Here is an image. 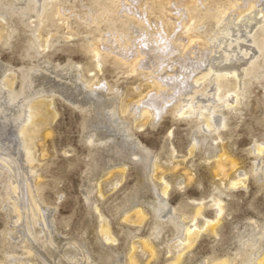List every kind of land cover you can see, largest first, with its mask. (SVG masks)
I'll return each instance as SVG.
<instances>
[{"label": "rangeland", "instance_id": "obj_1", "mask_svg": "<svg viewBox=\"0 0 264 264\" xmlns=\"http://www.w3.org/2000/svg\"><path fill=\"white\" fill-rule=\"evenodd\" d=\"M38 1L0 0V99L11 108L6 114L24 117L27 103L40 101L47 108L31 140L19 136L15 123H0V264H135L130 254L138 264H253L251 254L264 252V24L253 33L259 61L249 69L254 76L242 102L223 111V128L207 133L197 131V120L174 114L178 101L153 118L126 111L108 120L109 108L136 99L135 85L145 92L149 84L103 63L99 99L83 87L93 74L88 41L107 32L114 19L104 15L97 23L84 16L109 10L107 1L47 0L42 20L32 8ZM226 4L189 5L192 22L202 17V38L231 23H217ZM56 6L66 16L52 15ZM173 53L168 50V57ZM202 87L206 95L209 83ZM193 135L200 141L194 143ZM222 153L243 174L234 186L235 172L224 175L214 167ZM29 196L40 206L35 215L28 210ZM214 199L223 209L218 218ZM198 209L200 231L181 245Z\"/></svg>", "mask_w": 264, "mask_h": 264}, {"label": "bare ground", "instance_id": "obj_2", "mask_svg": "<svg viewBox=\"0 0 264 264\" xmlns=\"http://www.w3.org/2000/svg\"><path fill=\"white\" fill-rule=\"evenodd\" d=\"M46 1L39 0L36 5H32V8L39 12L41 20L48 17L44 14ZM106 1L107 6L110 7L109 10L106 11L105 7L106 9L102 11H88L84 16L87 21L97 23L104 15L114 16V19L107 32H102L88 41V52L93 67L97 70L93 67L88 70V73L93 71V74L82 80L83 87L99 99L95 91L98 88H104L97 76L98 71L102 70L103 63H109L137 80H145L149 84L145 92L140 91L138 84L135 85L133 89L137 92L136 99L132 102L121 100L116 108H109L107 119L110 120L109 118L118 112L126 111H131L136 116L153 118L155 112L163 113L170 104L178 101L174 114L185 119L197 120V131L213 133L223 128L225 126L223 111L234 109L242 102L247 91L246 84L250 81L249 77L254 76L249 69H253L259 61L256 55L259 49L254 41L253 33L259 25L264 24V5L260 2L261 0H227L217 23H224L226 18H230L231 23L225 25V29L220 34L209 38L201 37L199 29L202 26V17L198 16L192 22L195 17L191 15L192 10L189 7L194 2L200 4L202 0ZM51 13L61 17L66 16L59 6L52 9ZM147 31H150V40L145 35ZM163 42L166 44L158 46ZM168 50H176L177 53L168 57ZM203 82L209 83L206 95H203V87L200 88ZM5 85L10 86L9 82ZM222 90L224 92H221ZM7 103L0 99V107L4 108L0 110V123L4 124L8 120L15 123L18 126L19 136L27 135L31 140L29 134L46 120L45 103L43 101L27 103L24 110L25 116L14 118L6 114V111L11 110L10 107H5ZM192 138L194 143L201 139L196 135ZM91 141L92 139H89V142ZM255 150L261 153L262 146L256 147ZM25 158L27 162H31L28 143H25ZM235 161L232 156L225 153L217 155L214 160V167L221 174L236 173L237 178L231 181L232 186L240 183V177L243 175L242 172L237 171ZM153 168L155 170V165ZM11 189L13 193H16V185ZM28 191L31 194L30 186ZM161 194L166 195V188L161 191ZM213 204L216 206L218 218L223 210L220 200L214 199ZM164 205L167 203L164 202ZM39 208V204L29 196L28 210L31 214L35 215ZM13 211L20 218L21 209L18 205H14ZM134 211L138 216L144 214L141 208H134ZM200 215L202 214L198 209L191 219V225L184 229L181 245H189L192 241L191 237L200 231L199 225L195 223ZM213 222V220H206V225ZM100 230L104 233L105 239L109 240L110 236L106 231L102 227ZM33 236L37 237L35 233ZM140 241L144 248L153 252L148 240ZM27 252L30 253V250ZM180 255L178 253L176 258ZM129 259L138 264L132 254ZM263 260V251H260L259 255L251 254L250 256L253 264H262ZM209 264L232 263L217 260Z\"/></svg>", "mask_w": 264, "mask_h": 264}]
</instances>
